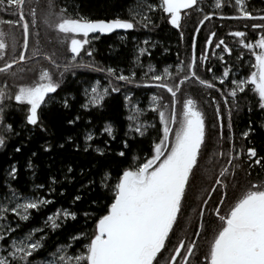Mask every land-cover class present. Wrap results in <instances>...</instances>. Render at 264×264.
<instances>
[{"label": "trees", "instance_id": "obj_1", "mask_svg": "<svg viewBox=\"0 0 264 264\" xmlns=\"http://www.w3.org/2000/svg\"><path fill=\"white\" fill-rule=\"evenodd\" d=\"M49 2L57 13L67 9V15L72 17L132 19L135 27L116 29L111 33H90L85 51H81L73 61L70 40L64 34L46 26L42 20L30 26L29 46L25 54L27 59L12 66L8 72H0V77L18 70L22 76L32 74L33 78L28 80L34 82L43 69H49L53 78L61 84L55 93L49 94L52 99L42 105L44 128L28 124L25 119L26 108L14 99L6 97L0 103L4 109L0 135L6 137L5 144L0 146V198L7 200L15 191L20 199L38 197L51 203L31 209V216L26 221L9 211L1 222L9 223L8 226L13 228L11 236L15 239H21L36 230L33 238L41 240L43 247L29 258L33 264H45L47 260L53 259L52 253H56L57 258L65 253L71 258L84 252L85 245L94 234L95 218L103 214L98 210L101 205L110 203L107 196L112 195L110 190L100 184L103 173L111 172L110 183L114 185L121 171L134 166L137 157L143 162L150 156L154 143L163 136V123L158 110L152 105L155 98L172 103L173 97L153 80V77L161 76L165 82L179 87L176 104L191 97L205 116V143L199 163L189 178L183 210L173 231V241L184 236L188 242L196 243L189 264H204L201 258L208 249V242L218 221L214 214L215 208L220 207L225 214L226 207L230 208L250 185L264 183V160L259 165L253 163L257 158H264V109L260 108L258 94L250 84L244 92H238L235 98L230 95L232 81L245 79L255 65L253 49L245 48L239 43L241 38L232 33L244 31L246 43L254 44L259 39L261 30L253 29L252 24L264 23V20L259 19L264 15V0H245L247 9L256 19L236 18L238 6L235 0H225L221 8L215 7L216 0H203L184 15L179 29L170 25L168 16L160 7H153L159 5L160 0H28L26 15H30V8H35L37 16L43 17ZM14 11L11 8L4 11L3 6H0V21H4L0 29L6 34L8 29L14 32L11 42L5 37L8 44L4 50L7 60L0 67L6 62L18 60L22 51V28L7 23L17 19ZM210 13L214 15L201 24L204 16ZM213 32L216 36L209 45L207 38ZM194 38L197 75L214 83L215 88L206 87L195 78L180 84L183 76L188 74ZM221 39L231 48L230 53L223 46L216 47ZM141 49L145 51L141 52ZM49 56L52 60L48 59ZM202 56L207 59H202ZM56 65H68L69 68L65 71V68H57ZM107 68L115 69L116 75L123 72L130 80H116L106 71ZM166 68L170 76L164 73ZM225 68L229 69V76L221 81L217 77L223 75ZM97 82L107 87L109 94L102 105L85 107L91 96L90 89ZM5 83L11 93L16 91V83L5 78L0 80V88ZM113 87H119L120 91H111ZM224 96H228L227 104ZM65 99L68 101L67 106L63 103ZM217 104L220 105V116L224 121L222 138ZM229 110L231 128L228 126ZM76 117L80 118L77 120ZM71 120L75 123H69ZM6 124L12 125V131L5 129ZM109 125L111 134L104 131ZM141 125L146 126L143 136L135 131ZM249 128L252 131L248 137H244L242 133ZM89 134L93 136L92 140L86 138ZM125 140L129 145L127 154L120 157L118 153L124 150ZM249 147L257 149V157L249 158ZM98 148L104 149L103 155L97 151ZM221 151L223 156L220 155ZM239 152L243 154L236 156L229 165L227 161L231 155ZM13 166L17 169L15 176L10 175ZM224 168L229 169L226 178H223L226 196H223L220 185L215 184ZM89 181L94 183L89 184ZM40 185L43 187H38ZM212 186L217 191L209 199L206 192ZM77 195L82 200L73 204ZM222 198L224 203L220 204ZM94 200H98V203H92ZM205 200H208L207 205L203 203ZM57 209L76 211L78 216L74 221L71 217L57 219L59 227L53 229L52 222L47 218ZM201 209L203 230L199 227ZM85 211L92 215L85 217ZM197 232H200L199 236L195 235ZM79 233L87 235L79 236ZM73 236H79V239L73 241ZM8 240L4 239L5 242ZM62 246L64 252H57ZM170 254L169 250L163 251L158 257L159 264H167Z\"/></svg>", "mask_w": 264, "mask_h": 264}, {"label": "snow or ice", "instance_id": "obj_2", "mask_svg": "<svg viewBox=\"0 0 264 264\" xmlns=\"http://www.w3.org/2000/svg\"><path fill=\"white\" fill-rule=\"evenodd\" d=\"M198 0H160L159 5L163 12L170 16V22L176 28H180L182 13L184 10H190L197 5ZM225 0H216L215 7H223ZM28 0H0V6L4 11L10 8L14 9L15 20L7 21L13 26H20L23 35V51L19 53L18 60L27 59L25 53L29 46L30 26L38 21L42 22L53 29L58 30L70 40V51L74 55L72 60L75 61L84 46L89 43V34L111 33L116 29H132L135 23L132 19H124L115 17L112 19H90L87 17H72L67 15V9H61L59 13L54 11V5L49 2L48 9L43 17H38L35 8H30V15H26L25 5ZM238 6V16L236 18L256 19L253 13L247 9L245 0H235ZM210 13L204 16L201 24L208 20ZM146 19V17H145ZM259 19L264 20V15ZM4 21H0V24ZM146 26V25H145ZM253 29H260L261 35L256 41L259 51L255 53V70L245 79L232 81L233 87L230 89L231 97L235 98L238 92H244L245 88L250 84L255 93L259 97V106L264 109V23L252 24ZM199 32V29L196 30ZM77 34H83V38H77ZM235 37L241 38L239 43L245 48L252 50L254 45L246 43L244 31H235L232 33ZM6 33L0 29V54L8 47L6 43ZM183 36V33H181ZM216 36L213 32L208 38L207 43L212 44V38ZM223 46L224 50L231 52V48L223 39L216 44L217 48ZM196 41L193 39L192 50L193 55L188 65V74L184 75L180 80V84L190 78H195L202 85L215 88L216 85L211 81L201 79L196 72L197 58L195 55ZM145 49H141V52ZM39 54V53H37ZM91 55V52L88 53ZM52 60V57H48ZM206 60V56H202ZM17 60L6 62L0 67V72H8ZM55 64V61H52ZM59 68V65H56ZM69 68L65 65V71ZM183 70V65H180ZM210 70V69H209ZM106 71L115 76L118 81H129L130 77L121 72L116 75V70L107 68ZM164 73L171 75L166 68ZM15 75V74H13ZM63 76V73H61ZM135 76V73H132ZM229 76V69L225 68L223 75L217 77L221 81ZM153 80L159 83L160 87L165 88L173 97V107L170 115L166 116L164 110L160 109L158 103H154L152 107L159 111V118L163 122V136L158 142L154 143L153 149L149 157L134 166L124 168L116 178V183H110L112 174L106 171L101 176L100 184L103 188L111 191L112 195L107 196L110 203L101 205L98 210L103 214L95 218L94 234L89 238V243L85 245V251L78 256L69 258L67 254L57 258L56 253H52L53 259L46 264H159L158 257L162 254V250L166 248V244L170 241V234L173 232L174 225L177 223L178 215L181 212L182 203L186 197V190L189 184V178L194 168L198 164V158L201 154L202 146L205 143V116L203 111L196 106V101L189 97L183 103L182 114L179 119V126L174 133V139L170 141L173 129L170 124L177 123V112L175 110V97L179 91L178 86H172L165 82L161 76L153 77ZM61 82L53 78V73L49 69H43L35 82L20 83L17 85L16 91L11 93L7 89V85L0 88V103L5 98L14 99L21 106L26 108L25 119L28 124L44 128L42 116V105L48 103L52 97L49 95L55 93L60 87ZM91 96L85 107L96 104L102 105L105 96L109 94V89L103 87L97 82L91 87ZM113 92H119V87H113ZM223 94V93H222ZM87 95V91H86ZM130 99V97H126ZM158 99V98H157ZM224 102L228 103V96H224ZM64 105H68L67 99L63 101ZM216 112L220 120L221 138L223 137L224 121L220 116V105H216ZM229 128H231V110H229ZM80 117H76L78 120ZM4 122V109L0 107V124ZM69 123H75L74 120ZM5 129L12 131V125L6 124ZM141 125L135 128V131L144 135V128ZM46 130V129H45ZM104 131L111 134L112 128L109 125ZM252 131L242 133L244 137H248ZM92 140L93 136L89 134L86 137ZM6 137L0 135V146L5 144ZM124 150L119 151L120 157L126 156V150L129 145L127 140L123 141ZM50 148L51 145H48ZM19 151V149H17ZM97 151L103 155L104 149L98 148ZM249 158L257 157V149L255 147L247 148ZM242 152L234 153L228 159L227 163L232 164L236 156L242 155ZM223 156V151L220 152ZM264 158H257L254 164H261ZM71 171V169H69ZM229 171L224 168L219 173V177L215 180L216 185L224 184L221 179L225 173ZM17 169L15 166L11 168L10 175L15 176ZM54 180V178H53ZM94 183L89 181V184ZM226 187V185H224ZM38 187H43L40 185ZM217 191L216 187L211 189L208 194L211 199L212 193ZM106 195V194H105ZM227 193H224L226 196ZM13 199H17L15 206L9 207L8 204L0 206V219L4 218L7 212L15 213L21 220H28L31 216V209H39L42 205L51 203L50 200L44 198H28L23 197V202L16 197L15 191L12 192ZM99 199V198H98ZM82 197L77 195L74 197L73 204L81 201ZM98 203V200L92 201ZM208 204V200L203 202ZM220 204L224 203L222 198ZM85 217L92 215L91 212L85 211ZM78 213L68 209H57L55 213L49 216L51 227L58 228L56 220L59 218L67 219L71 217L76 220ZM201 222L199 227L204 229L202 222L203 209L200 211ZM215 216L220 221V226L215 231L213 238L208 242V251L204 255V264H264V183L252 184L242 192L238 199L231 205L225 214H221L220 207L215 208ZM47 224V221H45ZM11 231V229H9ZM32 230L19 240H13L11 243V251L4 255L0 252V264H33L29 259L39 249L43 247L41 240H34ZM86 233H79V236H86ZM199 236L200 232L195 233ZM79 236H73L72 240L79 239ZM4 232L0 230V240H3ZM2 247V246H0ZM196 243H186L185 239H180L173 248V253L167 261V264H189V258L193 255ZM183 250V251H182ZM57 252H64V247L57 249ZM182 259H178L181 258Z\"/></svg>", "mask_w": 264, "mask_h": 264}, {"label": "rangeland", "instance_id": "obj_3", "mask_svg": "<svg viewBox=\"0 0 264 264\" xmlns=\"http://www.w3.org/2000/svg\"><path fill=\"white\" fill-rule=\"evenodd\" d=\"M183 18H184V16H183ZM182 20H181V23H182ZM77 36H78L77 38H83V35L82 34L77 35ZM6 39L8 40V42H11L14 39V32H13V30L8 29L7 35H6ZM253 45H254L253 52L255 54L257 51H259V48H258V45H256V42ZM84 49H85V46H84ZM84 49H82L81 51H85ZM22 51H23V46H22ZM6 60H7V57L5 56V52L2 55L0 54V64H2ZM59 68L64 69L65 67L59 65ZM254 70H255V68H253L252 71H254ZM13 74H15V75H13ZM24 74L25 73H23V75ZM31 75L28 74V75L22 76V73L20 71L15 70V71H13V72H11L9 74L2 75L0 77V80L3 79V78H5V79H8L10 81H14V83H16V85H18L20 83H32L31 80H28L29 78H33V77H31ZM154 100H155V103H158L159 104L160 109L165 111L166 116L167 115H170L171 110H172V107H173V101H172V103H170L169 101H165V100H163V101L161 100L160 101L157 98H155ZM183 103H184V101H182V100H181V102H179L177 104L175 103V110L177 112V123L176 124H170V127L173 129V132H172V134H171V136L169 138L170 141L174 139L175 130L179 126V119H180V116L182 114ZM158 114H159V111H158ZM16 197L19 198V196H16ZM5 201L6 202H9V204L6 203ZM19 201L20 202H23V199H20L19 198ZM16 202H17V199H13L12 196L10 198H8L7 200H2L0 198V206H2L4 204H8L9 207H13V206H15ZM10 213H12V212H10ZM13 214L16 217H18L15 213H13ZM8 225H9L8 222H1V219H0V230H3V232H4V238H3V240H0V246H2V247H0V252H2L4 255H7L11 251V243L15 239V238H13L11 236V234L13 232V228L9 227ZM9 229H11V231H9ZM4 239H9V240L5 242ZM15 240H19V239H15ZM46 262H45V264H46Z\"/></svg>", "mask_w": 264, "mask_h": 264}, {"label": "flooded vegetation", "instance_id": "obj_4", "mask_svg": "<svg viewBox=\"0 0 264 264\" xmlns=\"http://www.w3.org/2000/svg\"><path fill=\"white\" fill-rule=\"evenodd\" d=\"M83 35V34H82ZM203 147V146H202ZM202 150V149H201ZM198 163H199V158H198ZM197 167V166H196ZM195 169V168H194ZM226 173H225V176L224 177H222L221 179L224 181L225 179H223V178H226ZM231 176V175H230ZM219 177V175L217 176V178ZM216 178V179H217ZM225 183L224 184H222V185H220V189H221V191H222V194H223V196H224V193H225ZM216 186V185H215ZM215 186H212V188L213 187H215ZM219 186V185H218ZM211 192V189L209 188V190H208V192H206L207 194H209ZM228 209H229V207L227 208L226 207V212L228 211ZM182 210H183V203H182V208H181V212H182ZM181 212H180V214L178 215V219H177V223H178V221H179V219H180V216H181ZM215 214V213H214ZM221 214L223 215L224 214V212L221 210ZM177 223L174 225V228H173V231L175 230V228L177 227ZM220 226V221H219V219H218V221H217V226H216V230L218 229V227ZM215 230V231H216ZM214 234H215V232L213 233V235H212V237H211V239L213 238V236H214ZM183 237V238H182ZM180 239H185L184 238V236H181V237H179V239L177 240V241H173V232L170 234V241L166 244V248L164 249V250H162V252L163 251H165V250H169V252H171V254L173 253V248H174V246L178 243V241L180 240ZM185 241H186V243H188V244H190V243H192V242H188L187 241V239H185ZM183 251V250H182ZM207 251H208V249H207ZM207 251H206V253H207ZM194 253V252H193ZM205 253V254H206ZM171 254H170V256H171ZM194 255V254H193ZM192 257V256H191ZM178 259H182V257L181 258H178ZM190 259V258H189ZM202 261H204V256H202Z\"/></svg>", "mask_w": 264, "mask_h": 264}, {"label": "water", "instance_id": "obj_5", "mask_svg": "<svg viewBox=\"0 0 264 264\" xmlns=\"http://www.w3.org/2000/svg\"><path fill=\"white\" fill-rule=\"evenodd\" d=\"M201 1H203V0H198V2H201ZM198 2H197V3H198ZM194 7H195V6H193V8H194ZM193 8H192V9H193ZM190 10H191V9H190ZM190 10H184V12L182 13V19H183V16H184L188 11H190ZM165 14L168 16V21H169L170 25H171L173 28H175V29H179V28H176L174 25L171 24L169 14L166 13V12H165ZM182 19H181V20H182ZM95 33H100V32L97 31V32H95ZM100 34H102V33H100ZM25 54H26V53H25ZM17 61H18V62H17L16 64L23 62V61H19V60H17ZM16 64H13L12 66H14V65H16ZM1 67H3V66H1Z\"/></svg>", "mask_w": 264, "mask_h": 264}]
</instances>
